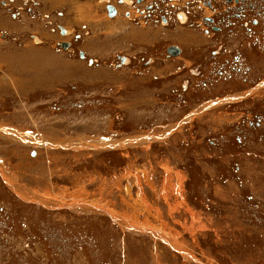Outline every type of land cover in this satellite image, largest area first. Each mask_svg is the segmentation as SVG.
I'll list each match as a JSON object with an SVG mask.
<instances>
[{
  "label": "rangeland",
  "instance_id": "1",
  "mask_svg": "<svg viewBox=\"0 0 264 264\" xmlns=\"http://www.w3.org/2000/svg\"><path fill=\"white\" fill-rule=\"evenodd\" d=\"M96 1L0 0V264H264V0Z\"/></svg>",
  "mask_w": 264,
  "mask_h": 264
},
{
  "label": "crops",
  "instance_id": "2",
  "mask_svg": "<svg viewBox=\"0 0 264 264\" xmlns=\"http://www.w3.org/2000/svg\"><path fill=\"white\" fill-rule=\"evenodd\" d=\"M73 1L74 0H43V7L45 11H48L47 13H51L57 9L64 10L63 15L65 16H62L63 18L61 19L64 20L63 22H65V26L66 28L68 27L69 30H71L70 28L72 27L77 28L86 25L95 33L98 31H103L105 35L109 34L108 36H114L113 47L117 49H124L127 45V41L130 44H135V34L138 33V30L135 27L128 25L127 22H123L121 19H118L114 16V18H109L105 12L103 13L101 6L96 0H80L78 2ZM100 15L106 18L101 21L99 17ZM59 21L61 20L59 19ZM111 26H113V30H111ZM123 34L124 36L119 38ZM149 34L153 35L155 34V31H149ZM93 37L94 36L85 37V44L87 42V44L91 47L94 42L93 40H96ZM125 38H127V40ZM123 44L125 45L124 47H122ZM102 47L105 48L106 46Z\"/></svg>",
  "mask_w": 264,
  "mask_h": 264
},
{
  "label": "flooded vegetation",
  "instance_id": "3",
  "mask_svg": "<svg viewBox=\"0 0 264 264\" xmlns=\"http://www.w3.org/2000/svg\"><path fill=\"white\" fill-rule=\"evenodd\" d=\"M81 1H83V0H81ZM239 1L240 0H235V2H237V3H239ZM203 4H204V2H202ZM211 5H210V7L211 8H213L214 6H213V4L212 3H210ZM110 6H113L115 9H116V15L115 16H117L118 15V13H119V8L118 7H116L115 5H113V4H111ZM208 6V5H207ZM105 7H108L107 5L105 6ZM209 7V6H208ZM109 13V11H108V9H107V15H109L108 14ZM209 18H211V17H209ZM163 20H167L166 18L165 19H163ZM129 23V22H128ZM61 27V28H60ZM68 28H66L65 26H61V25H58V33H59V35H61V36H67V34L66 33H68ZM58 42H60L62 45L64 44L63 42H68V44L70 45V47L68 48V50L71 48V46H72V44H71V42L70 41H68L67 39H64V40H61V41H58ZM62 48V47H61ZM179 48V47H178ZM175 56V55H174Z\"/></svg>",
  "mask_w": 264,
  "mask_h": 264
},
{
  "label": "water",
  "instance_id": "4",
  "mask_svg": "<svg viewBox=\"0 0 264 264\" xmlns=\"http://www.w3.org/2000/svg\"><path fill=\"white\" fill-rule=\"evenodd\" d=\"M107 9L109 10V13L111 14V15H115V13H116V10H115V8L113 7V6H108L107 7ZM206 20H209V19H206ZM62 47H64L65 49L66 48H68L69 47V44L68 43H64L63 45H62ZM180 52H181V50L178 48V47H176V46H172V47H170L169 48V50H168V53H169V55H172V56H177V55H179L180 54ZM83 56V55H82Z\"/></svg>",
  "mask_w": 264,
  "mask_h": 264
},
{
  "label": "bare ground",
  "instance_id": "5",
  "mask_svg": "<svg viewBox=\"0 0 264 264\" xmlns=\"http://www.w3.org/2000/svg\"><path fill=\"white\" fill-rule=\"evenodd\" d=\"M80 9H81V8H80ZM81 13H82V11H81ZM76 18H77V17H76ZM75 20H76V19H75ZM197 114H198V113H197ZM136 140H137V139H136ZM129 141H131V140H129ZM137 143H139V142H137ZM97 210H98V209H97ZM113 217H114V216H113ZM114 218H115V220H117V217H114ZM123 223H124V222H123ZM125 224H126V222L124 223V225H125ZM127 224H128V223H127ZM125 226H126V225H125ZM129 227H131V229H133V228H138V226H135V225H130ZM139 228H140V227H139ZM127 229H128V228H127ZM142 229L144 230L145 228L142 227L140 230L142 231ZM145 230H146V229H145ZM149 231H150V230H149ZM154 231H155V230H154ZM143 232H144V231H143ZM153 233H154V232H153ZM159 233H160V232L156 231V232H155L156 236H157ZM162 236H164V237H163L164 239H167L165 235H162V234H161V237H162ZM173 236H175V234H173ZM159 237H160V235H159ZM169 239H170V238H169ZM173 239H174V238H173ZM164 241H165V240H164ZM171 245H172V244H171ZM174 248H175V247H174Z\"/></svg>",
  "mask_w": 264,
  "mask_h": 264
},
{
  "label": "built area",
  "instance_id": "6",
  "mask_svg": "<svg viewBox=\"0 0 264 264\" xmlns=\"http://www.w3.org/2000/svg\"><path fill=\"white\" fill-rule=\"evenodd\" d=\"M144 14V13H143Z\"/></svg>",
  "mask_w": 264,
  "mask_h": 264
}]
</instances>
